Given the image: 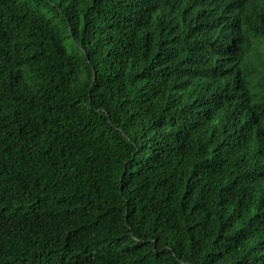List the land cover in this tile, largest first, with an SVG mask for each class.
I'll list each match as a JSON object with an SVG mask.
<instances>
[{"label":"trees","instance_id":"16d2710c","mask_svg":"<svg viewBox=\"0 0 264 264\" xmlns=\"http://www.w3.org/2000/svg\"><path fill=\"white\" fill-rule=\"evenodd\" d=\"M0 264H264V0H0Z\"/></svg>","mask_w":264,"mask_h":264},{"label":"rangeland","instance_id":"374dc122","mask_svg":"<svg viewBox=\"0 0 264 264\" xmlns=\"http://www.w3.org/2000/svg\"><path fill=\"white\" fill-rule=\"evenodd\" d=\"M48 17H49V15H48Z\"/></svg>","mask_w":264,"mask_h":264}]
</instances>
